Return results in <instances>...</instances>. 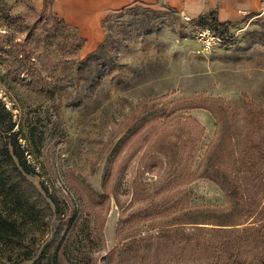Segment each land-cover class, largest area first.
Returning a JSON list of instances; mask_svg holds the SVG:
<instances>
[{"label":"rangeland","instance_id":"rangeland-1","mask_svg":"<svg viewBox=\"0 0 264 264\" xmlns=\"http://www.w3.org/2000/svg\"><path fill=\"white\" fill-rule=\"evenodd\" d=\"M122 8L104 14L102 40L86 53L76 27L42 18L60 20L52 4L0 0V214L20 230L18 242H0V264L25 255L23 264H111L112 251V264L221 262L213 252L165 257L168 232L228 238L246 224L215 232L205 221H218L195 219L200 208L226 206L197 173L215 113L223 165L240 166L254 206L264 203V173L236 161L249 103L264 109V12L198 37L207 25L160 2ZM134 236L149 263L124 245ZM259 244L241 264H264Z\"/></svg>","mask_w":264,"mask_h":264},{"label":"trees","instance_id":"trees-1","mask_svg":"<svg viewBox=\"0 0 264 264\" xmlns=\"http://www.w3.org/2000/svg\"><path fill=\"white\" fill-rule=\"evenodd\" d=\"M52 2L53 0H43L44 9L48 5L50 6ZM42 18L53 22L52 24L54 26L58 25L57 22L62 24L61 21L63 20L60 18V20L54 22L49 16ZM196 23L202 26L207 25L212 30L219 31L223 35L228 32V24L226 22H220L214 12L209 13L207 16H199L196 19ZM19 66L23 67L21 66V63ZM193 106L196 105L192 104L186 107L191 108ZM211 108L213 110V107ZM247 113L249 119L243 133L242 149L236 157V161L238 160L239 162L244 163L247 169L254 173V177H260L264 173V140L262 136L264 131L262 120L264 117V109L250 102ZM215 116L217 119V133L216 136L206 145L201 154L197 165V173L199 178H206L219 187L225 195L226 206L224 208H210L209 206L200 208L205 214L198 212L197 215L199 216H195V219L218 221L216 223L205 221V223L212 224L211 229L215 232H222L224 229H227L225 225L233 226L242 223L246 224L238 229L231 237L228 236V238H226V236H216L206 231L199 230L195 232L183 230L176 235H170L168 232V235H166L165 238L168 242L169 248L165 257L169 260L175 259L184 251L196 252L201 255H208L213 252L222 255L221 262L219 261L216 264H241L247 260L243 256L244 250L250 253L254 247H259V243L264 241V203L257 208L254 206L252 197L245 192L246 188L241 179V170L239 171L240 166H238L239 169L237 171H233L223 165L222 151L225 148L223 138L224 127L221 117L216 113ZM185 118L189 120L192 125L198 126L201 129L198 122L192 119L190 115H187ZM9 129H11V127ZM219 151H221V154H219ZM14 156L18 159V162L21 160L19 162L20 165H25V161L22 160L20 154L14 152ZM107 176H109V173L106 172L104 180H107ZM96 195V193H90L91 199L96 200ZM212 212H214V215L216 216H212ZM187 215V219H192V215L194 214ZM242 218H255V220L246 222L245 220L241 221ZM61 222L63 221L61 220ZM195 222L204 223V221ZM18 240H20L18 224L15 220L8 218V216L0 214V242L8 244L13 243L14 241L18 242ZM141 242L142 239L134 236L131 239L128 238V240L123 243L124 245H128L129 249H135L134 253L136 254V257L149 263L150 258L148 254L142 252ZM62 254L65 255L64 253ZM113 256H115V251H112L108 257L106 256L108 263H113ZM28 258L29 255L22 256L17 264H23V261ZM39 261V259H36L33 263ZM58 261L63 264L66 262L69 263L71 260L64 257ZM247 262H250V260H247Z\"/></svg>","mask_w":264,"mask_h":264},{"label":"crops","instance_id":"crops-1","mask_svg":"<svg viewBox=\"0 0 264 264\" xmlns=\"http://www.w3.org/2000/svg\"><path fill=\"white\" fill-rule=\"evenodd\" d=\"M135 2H160L181 14L198 18L214 12L220 22L237 24L264 12V0H53L52 7L84 39V51L96 49L103 37L101 19L108 10Z\"/></svg>","mask_w":264,"mask_h":264},{"label":"built area","instance_id":"built-area-1","mask_svg":"<svg viewBox=\"0 0 264 264\" xmlns=\"http://www.w3.org/2000/svg\"><path fill=\"white\" fill-rule=\"evenodd\" d=\"M184 18L185 19H189V17L188 16H186V15H184ZM210 27H208V26H206V27H200V28H198L197 29V35H198V37H200V36H204L205 34H208L209 35V33H210ZM212 30V29H211ZM212 31H214V30H212ZM211 37H212V40H214L215 41V35H211ZM213 41V42H214Z\"/></svg>","mask_w":264,"mask_h":264}]
</instances>
